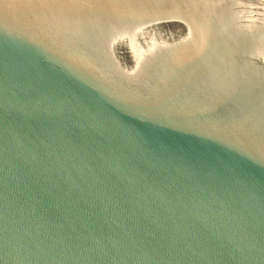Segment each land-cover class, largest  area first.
Here are the masks:
<instances>
[{
    "label": "water",
    "instance_id": "obj_1",
    "mask_svg": "<svg viewBox=\"0 0 264 264\" xmlns=\"http://www.w3.org/2000/svg\"><path fill=\"white\" fill-rule=\"evenodd\" d=\"M0 264H264V0H0Z\"/></svg>",
    "mask_w": 264,
    "mask_h": 264
}]
</instances>
